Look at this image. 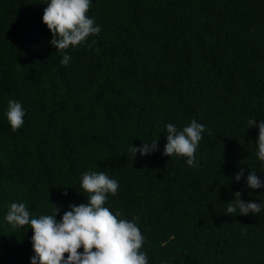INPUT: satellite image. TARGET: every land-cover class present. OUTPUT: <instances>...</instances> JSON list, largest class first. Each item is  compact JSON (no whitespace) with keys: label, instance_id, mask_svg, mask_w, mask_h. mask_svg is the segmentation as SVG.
<instances>
[{"label":"trees","instance_id":"16d2710c","mask_svg":"<svg viewBox=\"0 0 264 264\" xmlns=\"http://www.w3.org/2000/svg\"><path fill=\"white\" fill-rule=\"evenodd\" d=\"M39 2L0 0V264L35 255L31 228L5 220L10 204L33 218L56 205L59 220L87 202L89 171L118 181L104 206L139 217L148 264H264V187L246 183L249 170L264 181V0H91L101 31L65 52ZM9 100L25 112L17 131ZM193 119L206 131L190 167L162 153L166 125ZM153 140L156 151L129 152ZM237 191L260 213L228 215Z\"/></svg>","mask_w":264,"mask_h":264},{"label":"clouds","instance_id":"9594fccd","mask_svg":"<svg viewBox=\"0 0 264 264\" xmlns=\"http://www.w3.org/2000/svg\"><path fill=\"white\" fill-rule=\"evenodd\" d=\"M46 3L42 22L52 34L50 41L56 51L65 52L70 47H77L86 42L90 35H98L100 27L88 12L91 0H40ZM70 56L66 53L60 63L67 66ZM24 109L20 102L9 100L7 120L12 131H17L24 123ZM248 128L256 125L252 118L247 121ZM259 129L256 139L257 158L264 162V120L256 125ZM205 125L193 119L188 126L178 130L175 125H166V144L162 155L186 157L188 166H194L196 149L201 141ZM157 150V140L144 142L140 147L131 146L129 152L141 156ZM243 169L234 177L241 179ZM247 187H264L255 171L249 170L246 178ZM118 181L105 172H85L80 179V188L87 193V202L79 205L69 204V209L57 220L59 206L54 205L53 214L30 216L25 203H11L5 220L13 228L28 225L32 230L31 243L35 253L30 264H148L147 254L141 251L144 237L137 226L135 217L132 221L121 219L122 212L113 214L105 203L108 194L116 195ZM66 194V193H65ZM228 204L227 214L239 211L240 215L258 214L261 203L244 201L239 191ZM82 249V251H81Z\"/></svg>","mask_w":264,"mask_h":264}]
</instances>
